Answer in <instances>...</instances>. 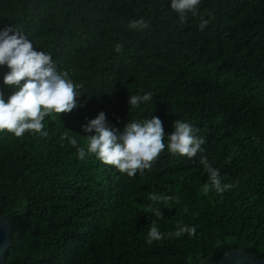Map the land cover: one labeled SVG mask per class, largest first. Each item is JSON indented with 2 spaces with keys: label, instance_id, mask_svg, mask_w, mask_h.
<instances>
[{
  "label": "trees",
  "instance_id": "trees-1",
  "mask_svg": "<svg viewBox=\"0 0 264 264\" xmlns=\"http://www.w3.org/2000/svg\"><path fill=\"white\" fill-rule=\"evenodd\" d=\"M170 4L0 0V29H20L51 54L83 85L85 104L46 116L47 136L0 132V210L13 223L7 264H199L234 248L264 257V0H201L183 25ZM141 17L149 29L127 27ZM201 17L209 21L203 31ZM9 71L0 65L5 102L14 90L4 84ZM146 92L152 99L131 109L130 95ZM100 112L121 130L131 120L161 119L165 149L150 170L129 177L95 154L80 160L60 140L67 132L87 150L95 132L82 126ZM178 119L206 140L196 158L167 149ZM201 156L231 190L211 187ZM154 220L162 233L182 223L196 234L149 245Z\"/></svg>",
  "mask_w": 264,
  "mask_h": 264
},
{
  "label": "clouds",
  "instance_id": "clouds-1",
  "mask_svg": "<svg viewBox=\"0 0 264 264\" xmlns=\"http://www.w3.org/2000/svg\"><path fill=\"white\" fill-rule=\"evenodd\" d=\"M201 0H171L170 7L177 13L181 25L187 22V16L199 14L198 5ZM209 23L201 17L200 30ZM127 27L130 30L143 32L150 28V22L141 17L131 20ZM11 33V34H10ZM114 51H123L122 44H116ZM0 65H7L10 70L4 76V84L14 86V90L5 102L4 93L0 90V132L7 131L15 137H21L25 132L41 133L47 136L44 130L46 116L51 113H71L85 104L79 101L84 94L83 85L74 84L66 71H61L53 60L51 54L41 50H35L29 35L20 29L7 27L0 29ZM23 81V83H22ZM153 93L146 92L143 95H130L129 104L137 108L141 103L152 99ZM87 133L95 132V135L86 137L87 150L78 146V141L63 133L61 141L76 148L78 158L86 160L89 154H95L96 158L106 165H113L121 174L135 177L143 170L151 169L153 162L157 160L165 149L164 138L166 136L162 121L159 117L151 116V119L131 120L126 123L123 130L109 125L104 112H100L96 118L82 126ZM174 131L167 134V149L173 155L185 156L189 159L196 158L198 153H203L202 147L206 140L197 135L198 130L188 122L175 120ZM63 146V144H62ZM199 163L204 166L211 181V187L219 194L231 190L234 185L222 183L220 170L214 168L206 156L199 158ZM209 186L205 185V191ZM150 200L156 199L149 195ZM167 202L170 197H160ZM154 215L163 218V212L152 209ZM188 234L193 237L196 234L195 226L177 224L176 231L162 233L154 220L146 237V243L151 245L155 241H162L165 236L177 238Z\"/></svg>",
  "mask_w": 264,
  "mask_h": 264
},
{
  "label": "water",
  "instance_id": "water-1",
  "mask_svg": "<svg viewBox=\"0 0 264 264\" xmlns=\"http://www.w3.org/2000/svg\"><path fill=\"white\" fill-rule=\"evenodd\" d=\"M13 223L0 210V264H7V253L13 245ZM199 264H264V257L259 258L243 248L227 251L221 261L203 260Z\"/></svg>",
  "mask_w": 264,
  "mask_h": 264
}]
</instances>
